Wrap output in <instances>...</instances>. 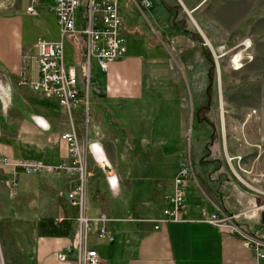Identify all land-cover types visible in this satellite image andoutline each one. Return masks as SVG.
<instances>
[{
  "label": "crops",
  "instance_id": "1",
  "mask_svg": "<svg viewBox=\"0 0 264 264\" xmlns=\"http://www.w3.org/2000/svg\"><path fill=\"white\" fill-rule=\"evenodd\" d=\"M1 1L8 9L0 11V32L7 36L14 25L21 35L17 45L0 49V95L5 100L11 97L6 120L10 119V108L18 107L23 116L29 110L51 122L48 129L41 126L38 131L26 129L34 137L28 140L25 151L19 148V157L48 165L69 162V144L62 135L75 131L85 149V163L90 171L86 206L94 227L88 247L97 249L99 264H264V257H257L244 245L245 237L231 234L204 218V211L217 213L219 217L228 211L247 235L264 240V198L238 188L225 171L226 159L247 150L245 146H236L240 125L228 109L229 98L222 96L220 100L224 113L221 117L219 99L212 94V109L207 117L215 127L203 121L192 127L193 133L188 130L193 122L187 101L195 111L207 103L210 64L202 47L197 46L199 41L183 30L180 21L184 19L177 16L181 3L118 0L127 52L106 72L95 59L94 70L88 69V84L78 82L85 92L90 91L80 90L82 97H89L85 117L84 102L69 108L58 98L42 97L29 84L40 77L36 43L43 37L23 39L21 29L26 21L45 24L47 18H57L53 0H40L37 15L27 11L29 0ZM80 21L78 13V26ZM6 36L0 44L8 41ZM80 40L84 46L76 44V64L68 69L65 66L67 71L75 68L78 72V62L86 57L85 38ZM22 78L28 82L23 83ZM190 82L195 84L198 94L207 96L197 106L188 96ZM8 85L11 92L6 88ZM48 106L51 109L46 110ZM66 109L72 111L71 115ZM260 112L258 121L253 124L246 121L249 124L243 125L247 132L258 134V141L264 136V110ZM0 116L5 117L1 101ZM220 121L225 129L223 137L218 127ZM92 142L103 146L118 176L117 193L112 191L105 171L89 151ZM208 152L210 155L206 157ZM186 166H192L194 174L186 188L184 218L163 221L174 179ZM47 176L51 178L50 203L41 209L44 213L17 225L18 231L13 235L21 241L31 231V264H78L79 209L72 205L67 192L79 180L61 172ZM102 213L110 218L106 226L114 238L109 241L98 236L103 223L96 219ZM5 232L2 231L4 240L8 238Z\"/></svg>",
  "mask_w": 264,
  "mask_h": 264
},
{
  "label": "rangeland",
  "instance_id": "2",
  "mask_svg": "<svg viewBox=\"0 0 264 264\" xmlns=\"http://www.w3.org/2000/svg\"><path fill=\"white\" fill-rule=\"evenodd\" d=\"M80 1L81 7L78 9V13L82 18L87 10L88 0ZM167 1L174 4L181 3L177 15L179 19H184L186 27L191 31H202L209 38L211 47L207 46L211 49L213 56L217 58L215 80L211 88L212 94L214 93L215 99H219L218 108L222 109L221 117L224 113L220 100L222 96L229 98L228 109L234 117L233 120L237 125H240L237 130L240 137L236 141V146H245L247 150H243L244 152L230 160L226 159L227 170L225 171L238 188L257 193L264 198V136L261 141H258L257 133L255 135L252 132L249 133L247 127H243L248 123L246 121L251 124L258 121L260 111L264 110V0ZM2 3L0 0V11L8 9ZM191 10L193 11L191 12ZM45 21V24L35 21L24 22V29H21L23 39H38L40 36L47 40H61L57 18L53 17L51 20L49 17ZM1 33L3 35L0 37V42L6 36L3 31ZM158 33L161 34L160 31ZM19 37L21 39L20 31L12 25L9 35L6 36L8 41L5 44H0V49L17 45ZM82 37L80 34H75L65 38V66L67 69L76 64L75 47L76 44L80 47L84 46V41L80 40ZM182 44L181 46L184 48L186 45L184 42ZM203 45H205V40L203 44L198 42L197 46L203 48ZM85 58L87 85L88 69L94 70L95 59L92 60L90 68L87 56ZM225 77L228 78V81ZM22 80L23 83L28 82L24 78ZM29 84L42 97L58 98L51 93L36 90L30 82ZM0 88H2L1 85ZM6 88L11 92L9 85ZM226 88H229L228 91ZM78 90L79 92L81 90L82 93L90 92L89 89L85 92L84 88L80 86H78ZM188 96L197 106L207 99L208 94L207 96H204V93L198 94L195 84L190 82ZM0 101L5 113V117L0 116V264H31L29 261L33 245V237L29 234L31 231L21 241L15 238L13 233L18 231L17 225H22L21 223L24 221L34 219L40 213H44V210L41 209H46L45 203L47 205L50 203L51 192L49 186L51 178L47 175H52V173L30 171L31 167L28 165L40 161L29 157L20 158L18 151L19 148L21 151H25V148L28 147V140L34 137V134L29 135L26 129L39 130L40 125L37 126L35 118L40 117L47 123L48 127L44 129H48L51 122L40 114L29 110H26L25 116H23L18 107L10 108V119L6 120L11 97L5 100L0 95ZM85 102H88L87 97ZM187 105L193 122V126L191 123L188 125L191 134L193 133L192 127H195L194 117L198 109L195 111L189 100ZM48 109L51 107L48 106L46 110ZM66 111L71 115V110L66 109ZM45 117L50 118L49 115ZM85 117H88V109ZM3 122L4 125H2ZM50 127L52 126L50 125ZM218 127L223 137L225 129L222 128L221 121L218 122ZM6 224L8 225L7 229L5 228ZM2 231L8 235L6 240H4Z\"/></svg>",
  "mask_w": 264,
  "mask_h": 264
},
{
  "label": "built area",
  "instance_id": "3",
  "mask_svg": "<svg viewBox=\"0 0 264 264\" xmlns=\"http://www.w3.org/2000/svg\"><path fill=\"white\" fill-rule=\"evenodd\" d=\"M150 5L149 1H145ZM40 0H29L27 11L33 15L38 14L37 5ZM80 0H53V8L60 26L61 40L50 41L39 38L37 61L40 77L30 81L36 90L45 91L58 97L62 105L71 108L75 103L84 102L89 109V97L80 95L78 90V76L75 68L68 71L65 68V38L80 34L85 38L86 56L88 65L97 59L101 69L108 71L110 65L125 56L127 52L125 27L123 17L118 6V0H88L87 10L82 16L81 25L78 26V9ZM63 138L68 141L70 161H63L58 165H48L37 162L28 165L30 171L62 172L74 175L79 183L67 192L73 206L79 209L78 237L79 257L78 264H99L97 249L88 247L89 234L94 227V219L87 215V179L90 171L85 163V149L81 147L74 131L65 132ZM194 174L192 166L181 169L174 179V189L167 198L168 206L163 211V221H181L186 213V188L189 177ZM233 214L224 211L223 216L217 213L208 214L204 211L205 220L215 224L231 234L245 237L244 245L254 251L257 257H264V240L246 234L244 229L235 222ZM63 220V218H59ZM97 221L102 222L98 236L101 240L109 241L114 238L106 223L110 218L102 213ZM159 224L155 226L156 229Z\"/></svg>",
  "mask_w": 264,
  "mask_h": 264
},
{
  "label": "trees",
  "instance_id": "4",
  "mask_svg": "<svg viewBox=\"0 0 264 264\" xmlns=\"http://www.w3.org/2000/svg\"><path fill=\"white\" fill-rule=\"evenodd\" d=\"M168 10H172V7L167 6ZM180 23L182 24L183 30L184 32H186L188 35H190V37H192L193 39L199 41L200 43H204V39L202 37V35L198 32V31H191L189 30L186 25H185V21L182 20L180 21ZM173 24H176V21H173ZM202 53L203 56L208 60L210 67H209V85L210 88L207 92L208 94V103H206L204 106L198 108V112H196L195 115V126L197 123H200L202 121H206L207 123H209L212 127H215V124L213 121H211L208 117H207V113L211 110V102H212V84L215 80V73H216V61H215V57L213 56L211 49L207 46V45H203L202 48ZM86 68V58L84 57V59L82 61L78 62L77 65V73H78V79H79V83L85 85L86 84V79H87V71L85 70ZM206 110V111H205ZM106 116L107 113H106ZM208 150H209V146H208ZM210 155V152L207 153L206 157ZM206 159L203 160V162H205Z\"/></svg>",
  "mask_w": 264,
  "mask_h": 264
},
{
  "label": "water",
  "instance_id": "5",
  "mask_svg": "<svg viewBox=\"0 0 264 264\" xmlns=\"http://www.w3.org/2000/svg\"><path fill=\"white\" fill-rule=\"evenodd\" d=\"M201 34L205 40V45H208L211 47L207 37L203 33H201ZM215 58H216V56H215ZM216 62H217V58H216ZM35 120L38 123V125H40L41 127H43V128L48 127L47 123L42 118L37 117V118H35ZM89 151L92 153V155L95 158V160L97 161V163L105 171L109 184L113 178H115L117 180V187L115 189L111 188L114 193H117L119 191L118 176L116 175V173L113 169V166H112L111 162L109 161V159L105 153L103 146L98 142H92L89 145Z\"/></svg>",
  "mask_w": 264,
  "mask_h": 264
},
{
  "label": "clouds",
  "instance_id": "6",
  "mask_svg": "<svg viewBox=\"0 0 264 264\" xmlns=\"http://www.w3.org/2000/svg\"><path fill=\"white\" fill-rule=\"evenodd\" d=\"M113 181H115V184H113ZM117 187V180L115 178H113L110 181V188L115 189Z\"/></svg>",
  "mask_w": 264,
  "mask_h": 264
},
{
  "label": "snow or ice",
  "instance_id": "7",
  "mask_svg": "<svg viewBox=\"0 0 264 264\" xmlns=\"http://www.w3.org/2000/svg\"><path fill=\"white\" fill-rule=\"evenodd\" d=\"M113 184H115V181H113Z\"/></svg>",
  "mask_w": 264,
  "mask_h": 264
},
{
  "label": "bare ground",
  "instance_id": "8",
  "mask_svg": "<svg viewBox=\"0 0 264 264\" xmlns=\"http://www.w3.org/2000/svg\"><path fill=\"white\" fill-rule=\"evenodd\" d=\"M248 45V44H247ZM238 174V173H237Z\"/></svg>",
  "mask_w": 264,
  "mask_h": 264
}]
</instances>
